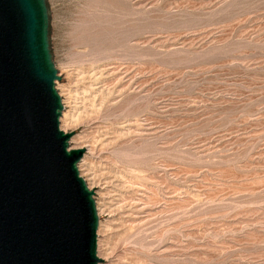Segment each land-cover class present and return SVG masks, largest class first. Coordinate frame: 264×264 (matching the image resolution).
<instances>
[{
  "label": "rangeland",
  "instance_id": "1",
  "mask_svg": "<svg viewBox=\"0 0 264 264\" xmlns=\"http://www.w3.org/2000/svg\"><path fill=\"white\" fill-rule=\"evenodd\" d=\"M44 3L97 264H264V0Z\"/></svg>",
  "mask_w": 264,
  "mask_h": 264
},
{
  "label": "water",
  "instance_id": "2",
  "mask_svg": "<svg viewBox=\"0 0 264 264\" xmlns=\"http://www.w3.org/2000/svg\"><path fill=\"white\" fill-rule=\"evenodd\" d=\"M44 0H0V264H97L98 216L62 104Z\"/></svg>",
  "mask_w": 264,
  "mask_h": 264
},
{
  "label": "bare ground",
  "instance_id": "3",
  "mask_svg": "<svg viewBox=\"0 0 264 264\" xmlns=\"http://www.w3.org/2000/svg\"><path fill=\"white\" fill-rule=\"evenodd\" d=\"M61 104H62V101H61ZM89 188V187H88ZM95 210H96V208H95ZM96 213H97V211H96ZM98 215V214H97Z\"/></svg>",
  "mask_w": 264,
  "mask_h": 264
}]
</instances>
